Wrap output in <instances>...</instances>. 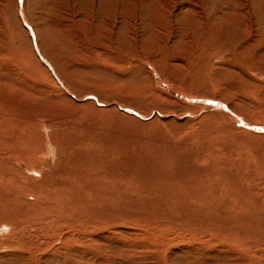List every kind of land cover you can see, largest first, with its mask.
<instances>
[{"label":"rangeland","instance_id":"374dc122","mask_svg":"<svg viewBox=\"0 0 264 264\" xmlns=\"http://www.w3.org/2000/svg\"><path fill=\"white\" fill-rule=\"evenodd\" d=\"M0 138L114 196L0 264H264V0H0Z\"/></svg>","mask_w":264,"mask_h":264},{"label":"bare ground","instance_id":"6f19581e","mask_svg":"<svg viewBox=\"0 0 264 264\" xmlns=\"http://www.w3.org/2000/svg\"><path fill=\"white\" fill-rule=\"evenodd\" d=\"M119 1L125 2L127 0H115V3L116 2L118 3ZM110 5H112V4H110ZM111 11H112V7H111ZM119 13L120 12H114L115 20H116V18H118L117 14H119ZM136 17H138V16H136ZM114 24H115V21H114ZM111 32H112V30H111ZM35 62H37V64H39L37 59L35 60ZM43 70L47 73L46 69H43ZM62 93L66 97V94L64 92H62ZM230 118H231V116H230ZM39 121H41V120H39ZM34 122H36V121L34 120ZM41 122H44V121H41ZM38 125H39V123H38ZM44 125L45 124L43 123V126ZM53 126H55V125H53ZM57 127H59V126H57ZM67 128L70 129V127H67ZM0 140H1V138H0ZM82 151H84V149ZM84 152H83V158H84ZM30 153H32V152H30ZM8 157H10V156H8V155H6V153L2 152V149L0 148V183L5 185V187L0 186V209L2 208V210H3V211L0 210L1 211L0 217H1V219H5L3 221L9 223L11 225V227H13L15 230L14 232H12L9 235L10 236L9 241H11V237L15 240H18V236H17L18 232L25 233V232H28L30 230H35L36 228L43 227V226L49 224L47 221H56L57 225L61 224L62 226H66L68 228H76V227L83 226L87 221H89V219H95L96 221H98V220L102 221V219H106L105 217L101 219L97 215H94L95 217H91V218L86 216V213H85L86 210L95 209L96 207L99 209L102 206H103L102 207V209H103L105 204H103L102 201L106 202V204H107V202L110 200L109 203L112 204V201L114 200V196L112 194H110L111 193L110 191H108L109 193L107 192L108 188H106L104 186H98V185L95 186L93 184L87 183L83 177L79 176L78 172L81 171V168H84V166L81 163V162H83V159H80L81 162H79L77 160L78 158L73 159L71 161L69 160L68 164L64 166L65 169L68 171H65V172L54 171V173L52 174L53 176H50V177H49L50 172L44 171L43 172V178L41 179L37 175V173H40L44 170L43 169L44 164L36 163V162H34L35 164H33V163L28 164L27 163L28 168L26 170H21L15 166V164H18V163H16L13 160V161H10V163H9L10 165L13 166L12 168H10L8 166V164L5 163V161ZM80 158H82V157H80ZM45 163L47 164L46 161H45ZM34 165H36V168L34 167ZM67 166H73L74 170L69 169V167H67ZM88 167H89L88 164L85 163V169H88ZM10 169H12L13 171H10ZM39 169H41V171ZM59 170H61V169H59ZM103 174H104V172H103ZM54 175H55V178H54ZM72 181H75L77 183L72 182ZM96 183H97V181H96ZM73 184L75 187L81 185V187H82L81 190L83 191L82 196H78L76 192H74V193L71 192V187ZM18 187H19V189H18ZM76 189H75V191H76ZM82 191H80V192H82ZM179 203H178V206L181 205V204L179 205ZM18 205H19V207H18ZM106 210H107V213L110 215L109 220L113 221L114 217L116 216L115 209L107 207ZM57 212H61L62 216L57 214ZM70 212H72V213H70ZM70 214H71V216H70ZM34 215H35V217H34ZM10 225L5 226V228H3L1 226L0 231L3 233L7 232L6 229H8ZM236 232H238V230ZM245 234H246V232H245ZM1 236H4V235H1ZM1 240H3V239H1ZM10 258H11V256H10ZM15 259H16L15 261H18V258H15Z\"/></svg>","mask_w":264,"mask_h":264}]
</instances>
